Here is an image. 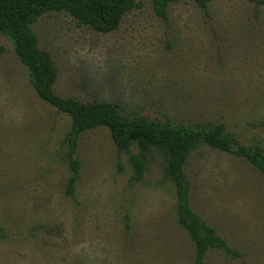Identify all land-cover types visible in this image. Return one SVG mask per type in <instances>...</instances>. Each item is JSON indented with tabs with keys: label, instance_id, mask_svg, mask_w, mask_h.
I'll return each mask as SVG.
<instances>
[{
	"label": "rangeland",
	"instance_id": "1",
	"mask_svg": "<svg viewBox=\"0 0 264 264\" xmlns=\"http://www.w3.org/2000/svg\"><path fill=\"white\" fill-rule=\"evenodd\" d=\"M32 30L53 60L57 95L173 125L221 124L264 150V6L182 0L162 18L143 0L111 33L65 12L40 17ZM69 131L70 118L37 96L0 35V264H194L159 155L131 183L137 149L118 152L107 128L91 129L76 143L70 196ZM184 171L192 211L239 253L210 249L203 264H264V176L208 146Z\"/></svg>",
	"mask_w": 264,
	"mask_h": 264
},
{
	"label": "trees",
	"instance_id": "2",
	"mask_svg": "<svg viewBox=\"0 0 264 264\" xmlns=\"http://www.w3.org/2000/svg\"><path fill=\"white\" fill-rule=\"evenodd\" d=\"M143 0H0V35L12 43L15 54L27 68L30 82L37 96L70 118V131L66 135L67 159L70 177L66 193L72 195L79 178V161L75 158L78 137L94 128L105 127L117 151L131 154L129 162L133 173L131 183L142 180L150 156L157 153L160 168L172 181L176 195V220L194 244V264H203L210 249L239 256L216 230L197 216L189 204L190 185L185 174L189 155L201 146L246 160L264 176V150L247 146L226 132L224 126H183L150 120L141 116H124L116 105L107 102L83 103L64 98L53 91L57 72L50 54L38 47L32 25L51 12H65L78 25L107 34L118 29L123 16L140 7ZM154 12L165 18L169 5L182 0H150ZM205 8L212 0H191ZM264 6V0H247Z\"/></svg>",
	"mask_w": 264,
	"mask_h": 264
}]
</instances>
